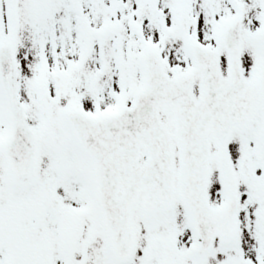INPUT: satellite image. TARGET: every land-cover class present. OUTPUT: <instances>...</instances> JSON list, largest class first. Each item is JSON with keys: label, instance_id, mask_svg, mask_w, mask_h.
Wrapping results in <instances>:
<instances>
[{"label": "snow or ice", "instance_id": "snow-or-ice-1", "mask_svg": "<svg viewBox=\"0 0 264 264\" xmlns=\"http://www.w3.org/2000/svg\"><path fill=\"white\" fill-rule=\"evenodd\" d=\"M0 264H264V0H0Z\"/></svg>", "mask_w": 264, "mask_h": 264}]
</instances>
